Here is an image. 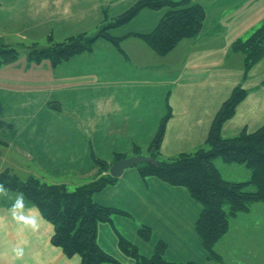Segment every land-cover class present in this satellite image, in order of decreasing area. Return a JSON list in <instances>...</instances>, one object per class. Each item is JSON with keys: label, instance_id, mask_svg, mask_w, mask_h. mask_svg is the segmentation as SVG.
<instances>
[{"label": "crops", "instance_id": "0c3cea01", "mask_svg": "<svg viewBox=\"0 0 264 264\" xmlns=\"http://www.w3.org/2000/svg\"><path fill=\"white\" fill-rule=\"evenodd\" d=\"M138 1L0 0V46L20 52V60L0 70V140L8 144L0 145V174L7 171L24 182L34 178L67 189L72 184L49 177L96 179L91 152L109 162L115 153L128 154L133 146L150 142L143 139L146 133L152 141L167 114V100L172 118L162 157L193 153L205 145L217 112L237 86L248 96L224 125L222 136L253 133L264 125V58L245 78L244 56L232 51L233 43L248 40L264 26V0H194L206 12L203 31L164 58L140 39L126 38L121 45L125 56L99 40L92 54L56 69L47 63L29 64L34 44L45 46L49 37L63 42L81 34L93 36L106 14L118 17ZM164 14L145 10L113 34L150 33ZM50 103L61 110L50 109ZM120 143L128 146L119 149ZM219 164L216 160L222 178L230 181ZM240 170L248 175L247 169ZM93 200L131 215L115 216L113 227L141 255L152 256L162 241L167 262L211 264L195 230L202 207L187 190L155 178L143 181L133 168ZM243 216L248 215L231 221L229 233L216 246L219 255L218 247ZM143 226L152 231L149 242L138 236ZM113 227L99 226V246L121 264H133L120 252ZM53 233L51 224L20 194L0 190V264H81L79 257L69 259L51 244Z\"/></svg>", "mask_w": 264, "mask_h": 264}, {"label": "trees", "instance_id": "16d2710c", "mask_svg": "<svg viewBox=\"0 0 264 264\" xmlns=\"http://www.w3.org/2000/svg\"><path fill=\"white\" fill-rule=\"evenodd\" d=\"M161 12L164 16L150 33H131L117 37L113 32L122 29L145 11ZM206 19L205 9L194 0H140L124 14L105 19L95 35L81 34L56 42L52 37L45 46L34 44L28 54L29 64L40 66L47 63L51 68L69 62L71 59L93 53L97 41L110 43L125 56L121 45L126 38H138L158 57L164 58L185 40H193L202 31ZM232 51L244 56V77L264 58V26L248 40H237ZM20 52L9 46H0V70L16 63ZM248 91L242 86L234 88L231 96L222 104L209 131L206 143L193 153H183L164 159L162 145L167 124L172 118V108L167 100V114L162 119L157 132L144 155L140 146H133L128 154L115 153L111 161L98 158L93 151L91 160L98 171L97 178L70 192L64 185H52L30 178L21 181L10 172L0 174V190L20 194L28 204L36 208L42 218L54 229L51 244L60 249L67 258L79 257L81 264H121L107 254L98 244L99 226L112 225L115 216L130 218V214L116 208L96 204L94 196L119 179L110 176V168L127 158L147 156L156 165H140L137 170L141 179L155 178L172 188L187 190L192 200L202 207L195 230L209 259L221 261L216 246L231 227V221L240 215H248L252 208L264 205V125L257 131L241 132L238 136L225 139L222 136L224 125L232 120L239 106L247 99ZM49 108L60 111L57 103ZM0 145L6 146L0 140ZM229 166H244L251 178L246 182H231L222 178L215 166L216 160ZM253 186L254 192L248 188ZM118 237L120 252L133 261V264H196L171 263L165 260L167 244L159 242L150 257L141 255L138 248L125 239L114 227ZM139 238L144 242L152 239L150 228H140Z\"/></svg>", "mask_w": 264, "mask_h": 264}, {"label": "rangeland", "instance_id": "374dc122", "mask_svg": "<svg viewBox=\"0 0 264 264\" xmlns=\"http://www.w3.org/2000/svg\"><path fill=\"white\" fill-rule=\"evenodd\" d=\"M146 45V44H145ZM147 47V46H146ZM148 48V47H147ZM20 60V59H19ZM150 130V129H148ZM144 141H150L151 137L146 133L143 137ZM150 142L141 143L144 155L147 154V149ZM127 143H120L119 149L127 147ZM102 147L105 150L106 146L103 144ZM220 161L221 170L224 176L230 181H243L250 180L251 174L248 171V175L245 173L247 168L229 167ZM18 162V161H17ZM23 162V161H21ZM1 163V161H0ZM235 166V165H234ZM244 167V166H243ZM223 177V176H222ZM57 180L58 182H66L72 184L68 187L70 192L74 191L79 186H83L93 182L95 179H89L88 177H76V176H65V177H49ZM224 179V178H223ZM227 181V180H226ZM249 192H254L255 188L250 186ZM258 207V208H255ZM122 217V216H118ZM123 218V217H122ZM145 227V226H143ZM141 227V228H143ZM226 237V236H225ZM223 237L220 242L225 238ZM219 242V243H220ZM218 243V244H219ZM218 251L221 252L222 260L213 261L209 259L211 264H264V205L254 206L248 216H243L239 222L233 225L230 235L220 244Z\"/></svg>", "mask_w": 264, "mask_h": 264}, {"label": "water", "instance_id": "95a60500", "mask_svg": "<svg viewBox=\"0 0 264 264\" xmlns=\"http://www.w3.org/2000/svg\"><path fill=\"white\" fill-rule=\"evenodd\" d=\"M156 165V162L154 159H151L147 156H134V157H130L127 158L125 160H122L116 164H114L110 170H109V174L111 177L115 178V179H119L122 177V175L124 174V172L126 170L132 169V168H136L140 165Z\"/></svg>", "mask_w": 264, "mask_h": 264}, {"label": "clouds", "instance_id": "9594fccd", "mask_svg": "<svg viewBox=\"0 0 264 264\" xmlns=\"http://www.w3.org/2000/svg\"><path fill=\"white\" fill-rule=\"evenodd\" d=\"M28 222H29V223H32V224H35V223H36L35 220H29Z\"/></svg>", "mask_w": 264, "mask_h": 264}]
</instances>
